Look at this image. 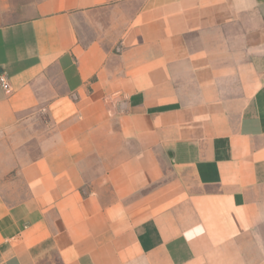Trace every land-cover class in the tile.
Returning a JSON list of instances; mask_svg holds the SVG:
<instances>
[{"label":"crops","instance_id":"1","mask_svg":"<svg viewBox=\"0 0 264 264\" xmlns=\"http://www.w3.org/2000/svg\"><path fill=\"white\" fill-rule=\"evenodd\" d=\"M0 264H264V0H0Z\"/></svg>","mask_w":264,"mask_h":264},{"label":"built area","instance_id":"2","mask_svg":"<svg viewBox=\"0 0 264 264\" xmlns=\"http://www.w3.org/2000/svg\"><path fill=\"white\" fill-rule=\"evenodd\" d=\"M0 82L2 83L4 89L9 90V84L7 78L4 75H0Z\"/></svg>","mask_w":264,"mask_h":264}]
</instances>
